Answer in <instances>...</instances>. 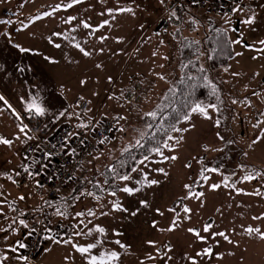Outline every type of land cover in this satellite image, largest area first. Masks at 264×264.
<instances>
[{
  "label": "rangeland",
  "instance_id": "374dc122",
  "mask_svg": "<svg viewBox=\"0 0 264 264\" xmlns=\"http://www.w3.org/2000/svg\"><path fill=\"white\" fill-rule=\"evenodd\" d=\"M69 3L71 0H0V20L12 21L8 25L0 24V51L5 54L19 53L18 49L10 50L11 38L16 39L26 25H34L24 37H28V42L34 38L37 48L48 54H36L37 60L29 58L23 62L25 65L22 71L12 62H6L9 77L26 79V82L16 79L12 81L15 93H26L23 97L17 96L16 101L19 104L25 100L26 104L36 96L49 111L48 115L42 117L45 118L42 121L44 124L37 131L28 126L31 130L28 134L35 137L33 140L24 142L22 135L20 140H16L18 125L5 128L0 126V133L9 134L10 137L6 138L14 141L11 147L0 144V153L5 151L11 154V164L6 162V166L13 165L6 177H0V200L19 204L20 210L22 205L19 191L27 193L35 190L38 196L36 203L39 198H43L45 190L36 184L31 186L36 180L20 187V175L15 173L16 164L26 163L22 149L36 140L37 135L46 137L64 126L70 128V133L73 134L70 136L71 140L80 131L87 134L92 132L90 129L75 127L77 124L85 123L97 129L103 122H112L115 123L114 134L110 143L106 141L102 145L104 151L99 158L104 157L105 163L113 157L106 156L107 153L119 154L123 146L138 137L132 128L141 127L138 123L141 113L154 108L165 91L178 79L183 62L181 40L190 37L193 33L191 29L197 26L196 39L200 32L203 33L205 26L211 27V20L215 19L219 25L228 29L232 41L242 37V43L233 44L235 57L228 65L211 72L222 90L221 97L215 102L219 110H209L212 119L192 114L191 121H183L180 126L189 130L172 134L179 138V143L168 141L174 145L175 150L163 149L165 156H176L177 159L163 160L160 156L151 155L152 163H148L147 167L139 166L149 173V179H155L159 183L151 187L137 185L135 181L142 180L143 177L139 172H133L131 181L118 180L116 187L109 189L100 176H93V171L80 181L77 191L61 207L56 202L49 208L48 203L46 211L48 217L57 216L54 222L58 225H64V221H68L73 228L80 219L75 217L74 210L108 212L107 217L103 216L106 218L103 227L107 230V240L119 239L128 246L120 248L114 243L105 244V248L120 252L119 264H191L189 257L195 258L197 264H264V240L257 233L249 235L245 231L249 227L264 231V139H260L264 136V123L259 128L253 127L259 121H264V52L255 50L264 48L259 43L264 40V0H241L245 11L233 16L208 15L188 4L187 10L180 9L173 0H163V3L161 0H82L81 3L66 8ZM121 7H132L135 14L115 11ZM248 8L257 13L256 24L252 27L241 22L248 15ZM109 9L114 10L112 15L108 14ZM172 11L176 12L179 19L170 18ZM46 13L51 15H45ZM70 17L76 19L72 23H66ZM193 18L195 25L191 22ZM164 19L166 22L160 25ZM229 20L231 23H228ZM105 21L109 23L99 27ZM82 22H87L92 27L84 28ZM233 28L236 31H232ZM3 33H8L10 39ZM57 33L60 35H55ZM22 42L21 39L19 43ZM56 44L60 47H55ZM76 44H80L92 55L84 56L75 47ZM201 60L206 66L204 52ZM44 64L48 65L46 71L43 70L44 75L49 74L47 78H50L46 81H42V73H35ZM161 76L165 79H160ZM6 78L8 76H1L3 84ZM136 82L143 84L142 96L137 91L136 97L129 104L125 95L129 90L135 91ZM44 89L47 91L46 95ZM46 99H49L48 102ZM234 100L237 102L233 103ZM83 102L89 105L86 111L81 109ZM65 110L67 112L64 117L54 119ZM117 116L127 117V121H120V125L127 128L125 136L117 131L114 119ZM217 119L220 121L219 126L215 123ZM85 120L89 122L86 123ZM2 123L4 122L0 117V125ZM253 163L259 168L252 167ZM206 168L217 171H203ZM150 169H164L167 175ZM253 170L261 175L251 181L245 180L244 177ZM95 181H99L103 191L95 187L99 199H96L93 206L81 211L79 198L91 191L90 184H95ZM126 183L130 187H141V191L134 195L123 193L119 189ZM214 184L219 187L213 189L211 186ZM68 186V191L72 192L74 182ZM111 191L116 192L115 197L109 194ZM257 192L260 194L256 195ZM200 193L203 195L197 198ZM110 201L120 202L127 211H113ZM141 201H147L148 206L142 205ZM37 207L38 205L35 208ZM57 207L71 215L63 219V216L55 214ZM184 207L191 209V212L184 213ZM13 208L8 203L2 205V211L7 216L6 224L1 225L2 229L12 226L0 234V255L3 251L9 257L4 264H85L71 245H57L49 240L45 241L41 255L30 263L17 259L22 255L20 249L13 253L10 248L17 247V241L22 242L29 236L27 233L38 220L37 212L40 209L34 210V215L29 219L25 218V212ZM133 212L136 215H132ZM13 219L25 220L29 229H24L18 223L13 224ZM83 219L85 223L88 219L93 220L88 228L95 224L92 217L85 216ZM174 219L178 221V226L174 231L167 230ZM206 224L212 225L210 232L203 231ZM189 228L200 231L207 238L206 242L190 233ZM13 229H18V233ZM114 231L122 235L115 236ZM218 232H224L232 243L213 235ZM49 234L48 232L47 235ZM62 238L64 237L58 239ZM73 239L80 244H87L94 241L95 234ZM149 241L154 242V246ZM111 245L115 247L111 249ZM206 248L212 250V256H197L198 252ZM149 256L155 259H148Z\"/></svg>",
  "mask_w": 264,
  "mask_h": 264
},
{
  "label": "snow or ice",
  "instance_id": "6c2138e0",
  "mask_svg": "<svg viewBox=\"0 0 264 264\" xmlns=\"http://www.w3.org/2000/svg\"><path fill=\"white\" fill-rule=\"evenodd\" d=\"M81 2H82V0H71V3L67 4L65 7L66 8H71V7H73L74 4H79ZM193 2L196 3V2H198V0H193ZM161 3H163V0H161ZM262 7H264V5H262ZM55 10L56 9H54V11ZM115 11L120 12V13L127 12V13H131L133 15L135 14L134 13V9L132 7H121V8L116 9ZM244 11H245V6H242L241 3H239V2H237L236 6L232 9L233 13H243ZM247 11H248V15L241 22L243 24H245V25H248V26L252 27V26H254L256 24L257 13H256V11L254 9H251V8H248ZM113 12H114V10H112V9L108 10V14L109 15H112ZM45 15H51V13H46ZM170 18L179 19V17H177V14H176L175 11H172ZM38 19H39V17H38ZM75 19H76V17H70L66 21V23H72V21H74ZM191 22L193 23V25H195V23H196L194 18H193V20ZM11 23H12L11 20H0V24L8 25V24H11ZM108 23H109L108 21H105L99 27H104L105 24H108ZM228 23H231V21L229 20ZM82 25H83L84 28H91L92 27L87 22H82ZM96 30H98V28ZM253 30H254V28H253ZM73 31H75V29H73ZM232 31H236V29L233 28ZM219 32H220L221 36L227 37L228 29H221V30H219ZM3 35H5L6 37H8L10 39V36H9L8 33H3ZM55 35H60V34L57 33ZM102 39H104V38H102ZM194 43H198V42H194ZM231 43H233V44H241L242 43V37H240V38H238V39H236L234 41H231ZM259 43L261 45H264V40L259 41ZM244 46L245 47H249V48L252 47L250 45H244ZM14 47L19 48V50L21 52L29 51V49L22 48V47H20V45H14ZM55 47L59 48L60 45L56 44ZM75 47L78 48L79 51L84 56H91L92 55L91 52L86 51L84 48H82L80 46V44H76ZM255 50L264 52V48L255 49ZM101 51H103V50H101ZM242 54L243 53H236V55H242ZM253 58L255 59L256 57H253ZM52 62L55 63L56 61H52ZM97 66L99 67V65H97ZM185 67H187V65H185ZM200 71L201 72H205L206 70L203 67H201ZM189 78L190 79H194L192 77H189ZM160 79H165V77L161 76ZM203 79L206 81L207 86L211 87L212 94L216 95L217 89H216L215 85L211 81H209L207 79V76H204ZM82 83H84V82L82 81ZM169 91L172 94L175 93V89L174 88L170 89ZM21 99L23 100V98H21ZM117 99H119V98H117ZM164 99L168 100L169 96L166 95L164 97ZM0 102H2L3 105H5L7 109L11 110L12 114L16 117V119L21 121V123L18 125L19 134L16 136L15 139L16 140H20L21 135L25 138L24 142L35 139L34 136H31V135L28 134L29 131H31V130L28 128L27 124L23 123V119L24 118L21 117V115L18 112H16L15 109L12 108V105L8 102V100L3 95H0ZM236 102L237 101H235V100L233 101V103H236ZM127 103L130 104L131 103V99L127 100ZM210 109L214 110V111H218L219 110L217 108L216 104H208V105L205 106V105H203L200 102H195V103L190 105V113H192V114H200L205 119H209V120L212 119V116L209 115V110ZM25 111L27 113H29L32 117H44V116L49 114L48 109L39 102V98L36 97V96H33L31 101L26 103ZM66 112H67V110H65L64 112H60L57 116L54 117V119L55 120H59L61 117H64L66 115ZM158 113H163V107L161 105H157V109L154 110V111L141 113V116L142 117H145V116L146 117H150L153 121H156L157 119L162 118V117H158ZM114 119H115L116 124H117V131H119L121 133H126L127 132V128L122 126V125H120V121H127V117L126 116H117ZM183 120L186 121V122L191 121V115L188 114V113H185L184 116H183ZM215 123H216L217 126H219L220 121L217 119L215 121ZM262 123H264V121H259L257 124H254L253 127L259 128L260 124H262ZM75 127L82 128V129H90L93 132L96 131V127L95 126H91V125L85 124V123L77 124ZM146 127H147V129L150 130V129L153 128V125L151 123H149V124L146 125ZM193 127H194V125H193ZM45 128H47V125H45ZM188 130H189L188 128H183V129L182 128H178L174 124L171 125L170 128H167V129L164 128L163 126L157 128L155 130V132H153L151 134V138L156 141V145H155V147L150 148L148 150V152L151 153L152 155H157V156L162 157L163 160H169V159L175 160V159H177L176 156H170L169 157V156H165L164 155L163 149H167L169 151H174L175 150L174 145L173 144H169L168 141H175L176 144L179 143V138L174 137L172 135H168V132L169 131H171V132H186ZM132 131L137 133L139 138L135 139L134 143L130 141L128 144L123 146L122 155L123 154H127V156H126L125 160H121L119 162V168H124L125 165H126L127 160H132V161H136L137 160V157L135 155H133V149L143 148L144 147L145 138L149 136V132L148 131H145V130L139 128V127L132 128ZM160 132H163L167 136V139L165 141H163V142L159 141V139L157 137V133H160ZM68 135L72 136L73 134L69 133ZM76 135L79 136L80 134L76 133ZM221 139H223V137H221ZM260 139H264V136H262ZM106 141L110 143L111 142V138L107 137V136H103V138L99 140V143L100 144H104ZM256 142L257 141H253V143H256ZM13 143H14L13 140L4 138L3 136H0V144L11 147ZM66 146H67V141H65V144L62 145V147H66ZM53 147H55V145H53ZM72 151L74 152V149H72ZM49 155H51V154H49ZM94 159H99V157H94ZM152 162L153 161L150 159V155L143 154L142 158L138 160L137 166L133 167L131 169L132 172H139L142 175V177H143L142 180L135 181V183L137 185L151 187L152 185H157L159 183V181H157L155 179H149V173L145 172L144 168L139 167L140 165H144L145 167H147L148 163H152ZM156 162H159V161H156ZM23 170L29 176L36 175V174L32 173L30 171L29 167H27V166L24 167ZM150 171H156V172L163 173L164 175H167V172H165L164 169H154V170L150 169ZM203 171L215 172V171H217V169H214V168L213 169H207L206 168ZM107 172L113 178L119 179L120 181L127 182V181H131L132 180V176L130 174H128V173L121 174V172L118 171V169L116 168L115 165H113L112 167H108ZM16 175H20V173L17 172ZM259 175H261V174L258 173V172H255L253 170L248 175H246L244 177V179L248 180V181H251V180L257 178V176H259ZM8 178L11 179V176H9ZM204 178L208 179V177H204ZM105 183H107V179L105 180ZM37 186L38 187L41 186L39 184V181H37ZM94 187L100 188L101 191H103V188L101 187V185L99 183L95 184ZM185 187H190V186L185 185ZM211 187L213 189H216V188L219 187V185H215L214 184ZM233 187H234V185H233ZM119 190L122 191L123 193L128 194V195H134L135 193L141 191V187H135V188L134 187H130L126 183ZM84 194L85 195H89V196H93L95 199H99V197L96 196V194L93 193V192H87V193H84ZM109 194L111 196H113V197L116 196V192L115 191H111ZM255 194L259 195L260 193L257 192ZM0 195H2V194H0ZM202 195H203V193H200L197 196V198H199V196H202ZM19 199L20 200H24L25 197L24 196H20ZM3 202H4L3 200H0V215H3V211H2ZM45 203L48 204L49 202L45 201ZM109 203H111L113 211H124V212L127 211V209H125L122 206V204L120 202H118V201H110ZM141 204L144 205L145 207L148 206L147 201H141ZM49 206H51V205H49ZM104 207L106 208L107 205H105ZM13 210H15V209L13 208ZM157 211H159V210H157ZM170 211H175V209H170ZM183 211H184V213L187 214V213L191 212V209H189L187 207H184ZM55 214L59 215V216H64V217H67V215H68V213L66 211H62L60 207L56 208ZM108 214L109 213L106 212V211H101L100 212L101 216H106ZM160 214L163 215V213H160ZM132 215H136V213L133 212ZM85 216L95 218L96 217V212L91 210V209H89L86 212H77V213H75V217L76 218H80L79 219V223L74 226V231L71 233L70 236H68V238L58 239L55 235L51 234V229L50 228L46 229L50 234L47 235V236H44L43 238L45 240H49V241H51V242H53V243H55L57 245H59V244L71 245V247L74 249V251L76 253L80 254V256L84 260L85 264H119V261L121 259L120 252H118L116 250H110V249L105 248V244L106 243H114V244L118 245L120 248H127L128 246L123 244V243H121V241L119 239H116L114 241L107 240V230L105 229V227H103V226H101L99 224H94L92 228H88V224H92L93 220L92 219H88L87 223H85V220L83 219ZM189 219H190V216H189ZM254 219H261V217H254ZM17 223L19 225L23 226L24 229H29V224L26 223L25 220H23V219H19V220L13 219V224H17ZM81 225H83V227H81ZM153 226L155 227V224ZM177 226H178V221L174 219L172 224L170 225V227L167 230L174 231ZM11 227L12 226L9 225L7 228L0 229V231H8L9 229H11ZM211 228H212V225L206 224L204 226V228H203V231L204 232H210ZM13 231H16L18 233L19 230L18 229H13ZM188 231L190 233H193L200 241L206 242L207 238L202 236L200 234V231H198L196 229H193V228H189ZM245 231L249 235H251L253 233H257V234H259L260 238L262 240H264V231H262L259 228L249 227V228L245 229ZM35 232H36V229L32 228V229H30L28 231L27 234L29 236H31ZM94 234H95L94 241L90 242V243H87V244H80L79 242H77L76 240L73 239L74 237L93 236ZM113 235L120 236V235H122V233L114 231ZM213 235L214 236H221L226 241H228L229 243H232V241L228 238V236L224 232L214 233ZM148 243L150 245L154 246V242L149 241ZM16 244H17V247H11L10 248V251L13 252V253L18 252L19 249H25V248L28 247L27 244H25V243H23L21 241H17ZM96 250H99V251H96ZM170 250L171 249H169V251ZM212 254H213L212 250L210 248H206L203 251L198 252L197 256L210 257V256H212ZM165 255H166V253H165ZM168 258L171 259V257H168ZM8 259H9V257H8L7 254L0 255V264H4V262L7 261ZM17 259L27 261L28 257L20 255V256L17 257ZM148 259H155V257L149 256ZM189 259L191 260V264H197L195 258L189 257ZM141 264H143V262H141Z\"/></svg>",
  "mask_w": 264,
  "mask_h": 264
},
{
  "label": "trees",
  "instance_id": "16d2710c",
  "mask_svg": "<svg viewBox=\"0 0 264 264\" xmlns=\"http://www.w3.org/2000/svg\"><path fill=\"white\" fill-rule=\"evenodd\" d=\"M173 2H174V0H173ZM176 7L180 8V9L187 10L186 4H184V3L178 4V5H176ZM231 16H233V15H231ZM211 24H212L211 27L205 26L202 30L203 33L200 32V34H198V36L200 38L197 36V38L195 39V36L197 35L196 34L197 33L196 32L197 26H196L195 29H191V31H193V33L190 34V37H185L181 40L180 51H181L182 61H183L181 72L178 75V79L173 83V85L170 88H168L165 91L160 102L157 104V105H161L163 107V113H158V117H162V118H159L156 121H153L150 117H146V116L142 117L141 115L139 116L140 120L138 123L141 124L140 128L145 130V131H148L149 136L145 138L143 148L133 149V155H135L137 157V160L136 161L127 160L125 167L119 168V162L121 160H125L126 156H127V154L122 155V151L117 155H109V156H113V157H111L108 160V162L106 160L105 163H104V157L99 158V159H94V157H100L101 156L100 154L104 151V148L102 147L103 144H101L91 155H88L85 158V161L83 162L81 169L77 173H79L81 175L83 173V169H86L85 166L87 165L88 162L91 164L92 163L95 164L96 161H99V163H97L96 165H93V170L95 171L93 176L94 177L100 176V179L104 181V184L109 189H112V188L116 187V185H117L116 182L119 179L113 178L107 172L108 167H112L113 165H115L116 168L118 169V171L121 172V174L128 173L131 175L133 173L131 171V169L133 167L137 166V162L139 159L142 158L143 154H148L150 156L152 155L151 153L148 152V150L152 147H155V145H156V141L151 138V134L153 132H155V130L157 128L163 126L164 128L167 129V128H170V126L173 124L176 127L180 128L182 122L184 121L183 120L184 114L188 113V114L192 115V113H190V105L195 103V102H200L202 104H205V103L216 104L215 102L217 101L219 96L221 97L220 92H222V90H221L220 86L218 85V81L215 79V77L213 78V76H211V72L216 71V70L222 68L223 66L228 65L229 62L235 57V50H234L233 43H231L232 39H231L229 31L227 32V37L220 35L219 30L227 29V28L219 25V23L215 19L211 20ZM179 31H180V29H178V31H177L178 34H179ZM194 42H198V43H194ZM203 52L206 56V62H207L206 66L204 65V63L201 60ZM185 65H187V67H185ZM201 67H203L206 71L201 72L200 71ZM204 76H207V79L215 85V87L217 89L216 95L212 94L211 87L207 86L206 81L203 79ZM189 77H192L194 79H190ZM138 85H139V83L136 82L135 87ZM173 88L175 89L174 94L170 93V91H169L170 89H173ZM137 91L139 92L140 96H142L143 84L140 85L139 89H136V92ZM166 95L169 96L168 100L164 99V97ZM157 105L154 108H152L150 111L156 110ZM144 113H146V112H144ZM26 116H27L29 122L31 123V125L34 126L33 128L35 130H37L38 124L41 122L40 117H32L30 114L28 115V113L26 114ZM149 123H151L153 125V128L150 130L147 129V127H146V125ZM114 125H115V123H114ZM173 133L174 132L169 131L168 135H172ZM113 134H114V131H113L112 135ZM125 134L126 133H124V136H125ZM112 135H111V137H112ZM157 137H158L159 141H161V142H163L167 139V136L163 132L157 133ZM137 138H139V137H137ZM134 141H135V139H134ZM134 141H132V142L134 143ZM115 147H113V149ZM102 162L104 164H101ZM255 166H256V168H259V167H257V165H255L253 163L252 167H255ZM22 169H24V168H21L20 171ZM101 170H102V172H101ZM20 171H19V173H20ZM262 171L264 172V170H262ZM83 178H85V174H83L81 176V178L80 177L78 178V174H76V177L74 178V180L72 182H74L76 185H79L80 181L82 182ZM106 179H107V183H105ZM78 180H79V182H78ZM37 181L38 180H36V182ZM95 182H96L95 184L99 183V181H95ZM39 184L41 185L40 181H39ZM95 184H93V183L90 184V190L91 191H89V192H93L96 194V196L99 197V194L95 191V187H94ZM68 185L59 190V195L56 198L46 200L47 202H49V205L51 204V206H52L53 204H56V202H57L61 207V204H63V203L58 202L60 200L59 199L60 195H61L60 193H62V191L65 190L68 187ZM82 186H85V185H82ZM78 188H79V186H78ZM43 190H44V188H43ZM94 200H95V198H94ZM71 203H72V201H71ZM49 208H51V207L49 206ZM49 208H48V210H49ZM37 209H40V207L38 206L37 208H34V210H37ZM39 211L40 210H38L37 213H40ZM48 223L50 224V226L58 225L57 223L54 222V218H52L51 215L48 217ZM60 226L69 227L71 229L70 225H60ZM70 235H71V230H70Z\"/></svg>",
  "mask_w": 264,
  "mask_h": 264
},
{
  "label": "built area",
  "instance_id": "2783aa9c",
  "mask_svg": "<svg viewBox=\"0 0 264 264\" xmlns=\"http://www.w3.org/2000/svg\"><path fill=\"white\" fill-rule=\"evenodd\" d=\"M174 2H176V5L184 3L191 7L199 8L209 15L220 16L226 14L231 16L235 15L232 9L237 2L241 3V0H198L196 3L193 0H174ZM139 87L140 84L136 89H139ZM136 95V90L129 91L127 98L132 100ZM88 108V103L83 102L81 109L86 111ZM113 131L114 124L112 122H103L95 132L92 131L87 134L85 131H80L79 136L70 140L68 135L70 128L62 126L50 137L37 135V139L31 142L24 150L25 166L29 167L30 171L36 175L29 176L22 169L19 178L20 187H25L30 185L33 180H38L45 190L43 199L38 204L40 207L39 218L33 227L36 232L25 241L28 247L24 249V256L28 257V263L41 254L46 241L43 237L48 234L46 229L50 228L51 234L57 238H68L70 236L69 227L50 226L45 201L56 198L59 195V190L74 180L85 158L101 145L99 140L103 136L111 137ZM65 141H67V146L62 147ZM72 149H74V152Z\"/></svg>",
  "mask_w": 264,
  "mask_h": 264
},
{
  "label": "crops",
  "instance_id": "0c3cea01",
  "mask_svg": "<svg viewBox=\"0 0 264 264\" xmlns=\"http://www.w3.org/2000/svg\"><path fill=\"white\" fill-rule=\"evenodd\" d=\"M33 26L34 25H32V26L31 25H29V26L26 25L25 27H23L20 30L19 35H18V37L16 39H12L11 38V40H10L11 44H10L9 48H10L11 51H13V49H18L19 50V48L14 47V45H20V47H22V48L29 49V51L22 52V53H26V55L20 53L21 52L20 50H19L20 51L19 53L9 52L8 54H5L3 51H0V95H3L8 100V102L12 105V108L15 109V111L18 112L21 115V117L24 118L23 119L24 124H27L33 131H37V130H35L33 128L34 126L31 125V123L29 122V120H28V118L26 116L27 112L25 111V108H26V104L24 103L25 100H23L19 104L16 101L17 96H22L23 97V96L26 95V93L23 92L21 95L19 93H15L14 84H12V81L14 79H16L18 81H25V82H26V79L24 77H22V78H20V77H13V76L12 77H9V72L6 71V69H7L6 62L7 61H10V63L12 62V64H15L22 71L23 65H25L23 62L28 61L29 58H32V59L37 60L36 59V56H37L36 54H39V56L41 54H44L45 56L48 55L45 52H43L41 48H37L38 46L35 45L34 38H33V40L31 42H28V37H24V34L30 32L31 31V28ZM26 29H28V30L26 31ZM21 39L23 40V42L22 43H19L21 41ZM46 67H48V65H45V64H44V66L38 67L35 71L38 70L39 72H35L34 69H33V67H32V69H33V71L35 73H42L44 75L43 70L46 71ZM2 75L8 76V78H6L4 84H3V81L1 80V76ZM47 75H49V74H45L44 75L42 81H46V80H49L50 79V78H47ZM44 92H45L44 95H46L47 94V91L45 89H44ZM48 94H49V92H48ZM44 95H42V96H44ZM11 96H13V97L11 98ZM46 100L48 102L49 99H46ZM0 105H1L0 106V117L3 120V122H4V123H2L0 125L1 127L5 128V127H10L11 125H13L12 127H14L16 125H19V123H21V121L18 120V119H16V117L12 114L11 110L7 109L6 106L3 105L2 102H0ZM28 115H29V113H28ZM44 119L42 117H40V121L41 122L38 124V128H40V126H42L44 124L42 122V121H44ZM85 122L88 123L89 121L88 120H85ZM56 130H54L53 132L47 134L49 136H46V137L52 136ZM34 133L36 134L37 132H34ZM0 136H3L4 138L10 137L9 134L6 135L4 133L3 134L0 133ZM29 144H27V146ZM27 146H25V148L22 149L21 152H24V150L27 148ZM106 152H108V151H106ZM108 155H112V154L111 153H107L106 156H108ZM10 156H11V154L6 153L5 151H4V153L3 152L0 153V177H6V175L8 174L9 168L13 167V165L6 166V165H8L6 162H9L11 164V159H9ZM96 164L97 163H95V164L92 163L91 164V163L88 162L87 165L85 166L86 169H83V173L81 175L79 173H77L78 174V178L79 177L81 178V176L83 174H85V177L87 178L88 175L94 171L93 170V165H96ZM101 164H103V162ZM23 165H25V164H16L15 165L16 166L15 173L18 172L21 168H23L24 167ZM11 171H13V170H11ZM14 178L16 179V176H14ZM35 182L36 181H34L31 186H33L34 184L37 185V183H35ZM0 183H2V182H0ZM40 187L42 188V186H40ZM68 187L65 190H63L62 193H60L61 195H60V198H59L60 200L58 201L59 203L60 202L63 203L65 201L69 200L71 194L77 191L78 185H76L74 183V189H73L72 192L68 191ZM85 188H86V186H85ZM1 189L4 190L3 187ZM42 190H43V188H42ZM18 196L19 197L20 196H24L25 197L24 200H21L22 207L20 208V210L22 212H25V218L26 217L29 218V219L32 218V216L34 215V212H33L34 211V208L41 202L42 199L39 198V202L36 203L38 196L36 195V191L35 190H29L27 193H25L23 191H19ZM79 201H81V203L79 204V208L82 211L83 209H86L87 207L90 208V206H93L95 204V202H96V199L94 200V198L92 196L85 195L83 197H80L79 198ZM5 203L10 204L12 207L16 208L17 211H20L19 210V204H16L15 203V205H14L12 202L4 201L3 204H5ZM95 212H96V217L93 218L94 221H95V224H100L101 226H103L104 223H105V221H106V218H103V216L100 215V212H97V211H95ZM75 213H77V212L74 210V214ZM69 215H71V214H69ZM56 217L57 216H55V218ZM67 217H64L63 216V219H66ZM6 218H7V216L5 215V213H3V215H0V229L3 228L1 225L6 224ZM64 223H65L64 225H71L70 227H72V228L70 230H71V233H72L74 231L73 225L70 224L68 221H64ZM90 228H92V227H90ZM1 233H2V231H0V234ZM29 237L30 236H28L26 239L22 240V242L25 243V241ZM114 247H115V245L114 246L113 245L110 246L111 249L114 248ZM20 251H21V253L23 255L24 249H20ZM2 254H3V251L1 253V255Z\"/></svg>",
  "mask_w": 264,
  "mask_h": 264
},
{
  "label": "water",
  "instance_id": "95a60500",
  "mask_svg": "<svg viewBox=\"0 0 264 264\" xmlns=\"http://www.w3.org/2000/svg\"><path fill=\"white\" fill-rule=\"evenodd\" d=\"M165 21H166L165 19H164V20H162V21H161V23H160V25H162V23H164Z\"/></svg>",
  "mask_w": 264,
  "mask_h": 264
}]
</instances>
